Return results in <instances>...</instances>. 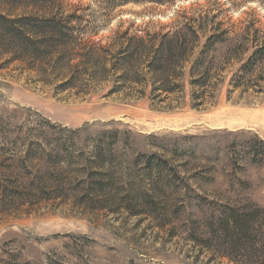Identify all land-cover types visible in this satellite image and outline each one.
<instances>
[{
  "label": "rangeland",
  "instance_id": "obj_1",
  "mask_svg": "<svg viewBox=\"0 0 264 264\" xmlns=\"http://www.w3.org/2000/svg\"><path fill=\"white\" fill-rule=\"evenodd\" d=\"M63 10L82 16L86 41L103 48L127 32L128 38L167 33L192 10L211 12L230 37L207 56L210 86H192L186 74L183 92L175 94L154 93L150 86L141 96L138 85L111 94L110 80L83 94L61 92L63 81L51 84L37 62L5 65L9 56L2 58L1 181L29 186L40 180L31 177L43 170L44 158L35 156L41 147L65 142L75 155H92L96 143H112L116 134L117 157L134 163L155 155L166 166L148 179L141 157L131 179H116L115 202L91 195L90 179L73 173L45 179L55 190L15 212L0 207V258L12 251L21 264H233L205 248L198 222L212 202L250 201L264 209V164L252 163L245 145L264 141V60L250 74L241 72L257 39L264 42V0L144 2L113 10L95 0H72ZM12 15L36 17L37 10L21 7Z\"/></svg>",
  "mask_w": 264,
  "mask_h": 264
},
{
  "label": "trees",
  "instance_id": "obj_2",
  "mask_svg": "<svg viewBox=\"0 0 264 264\" xmlns=\"http://www.w3.org/2000/svg\"><path fill=\"white\" fill-rule=\"evenodd\" d=\"M68 1L72 0H0V8L7 11L0 12V60L9 56L5 65L15 61L37 62L44 78L51 84L53 79L63 81L58 87L61 92L76 89L83 94L96 83L110 80L114 83L111 94L130 90L132 85L141 86L137 90L141 96L150 86L154 93L175 94L183 92L186 74L190 76L192 86L208 87L213 72L207 68V56L217 45L228 43L230 37L229 29L216 23L217 17L211 12L192 10L182 12L173 25L177 27L171 26L167 33H142L128 38L127 32L116 36L111 47L103 48L99 42L86 41L83 17L63 10ZM95 1L101 2L107 10H113L130 3L173 5L182 0ZM21 7L37 10V16L14 17L12 11ZM200 45L201 51L196 55ZM255 47L252 58L242 66L243 74H250L256 64L264 60V42L260 37ZM194 57V65L187 72L186 65ZM200 96L204 98V91ZM68 133L72 138L78 135ZM117 135L112 143H96L92 155H75L71 143L65 142L51 150L41 147L35 156L44 158L43 170L31 177L40 180L29 186L19 181L5 183L0 180V207L15 212L28 206L55 190L52 182L45 179H53L64 172L73 173L79 179H90L91 195L95 193L108 202H115L120 186L116 179L119 175L131 179L132 168L142 162L141 157L146 159L142 172L148 179H153L157 170L165 168L166 162L155 155H141L134 163L124 156L117 157L120 144ZM245 145L246 157L254 164H264V141L256 138ZM29 150L33 152L32 146ZM140 199L149 202L146 198ZM197 201L204 206L207 203L201 197ZM208 206L207 211L200 212L202 218L198 222L205 248L233 264H264V209L250 201L212 202ZM0 264L21 263L18 255L9 251L6 258H0Z\"/></svg>",
  "mask_w": 264,
  "mask_h": 264
}]
</instances>
